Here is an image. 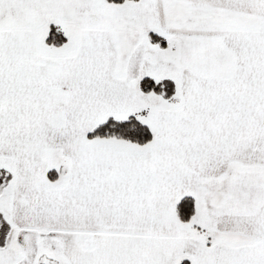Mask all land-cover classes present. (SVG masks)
I'll use <instances>...</instances> for the list:
<instances>
[{"label":"snow or ice","instance_id":"obj_1","mask_svg":"<svg viewBox=\"0 0 264 264\" xmlns=\"http://www.w3.org/2000/svg\"><path fill=\"white\" fill-rule=\"evenodd\" d=\"M0 264H264V0H0Z\"/></svg>","mask_w":264,"mask_h":264}]
</instances>
